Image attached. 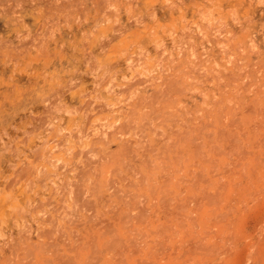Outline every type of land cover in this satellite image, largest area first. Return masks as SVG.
<instances>
[{
    "label": "rangeland",
    "instance_id": "obj_1",
    "mask_svg": "<svg viewBox=\"0 0 264 264\" xmlns=\"http://www.w3.org/2000/svg\"><path fill=\"white\" fill-rule=\"evenodd\" d=\"M152 1L0 0V264H264V0Z\"/></svg>",
    "mask_w": 264,
    "mask_h": 264
},
{
    "label": "bare ground",
    "instance_id": "obj_2",
    "mask_svg": "<svg viewBox=\"0 0 264 264\" xmlns=\"http://www.w3.org/2000/svg\"><path fill=\"white\" fill-rule=\"evenodd\" d=\"M154 1H156V0H154ZM154 1H152V2H154ZM208 1H209V0H208ZM220 1L223 2V0H220ZM226 1H228V0H226ZM224 2H225V1H224ZM171 3H172V2H171ZM171 3H170V4L168 3V4L171 5ZM169 5H168V6H169ZM173 5H174V3H173ZM151 10H152V9H151ZM179 11H180V10H179ZM149 12H150V10H149ZM172 12H173V11H172ZM198 12H199V10H198ZM131 14H132V13H131ZM180 14L182 15V11L180 12ZM180 14H179V15H180ZM151 15H152V14H151ZM184 16H185V15H184ZM230 16H231V15H230ZM107 17H108V16H107ZM149 17H151V16H149ZM179 17H180V16H179ZM182 17H183V15H182ZM182 17H180V18H182ZM129 18H132V19H133V17H132L131 15H130ZM232 18H233V17H232ZM136 19H139V18H136ZM151 19H152V18H151ZM108 20H109V18H108ZM235 20H237V18H236ZM137 21H138V20H136V22H137ZM141 21L143 22V20H141ZM155 21H156V20H155ZM155 21H154V22H155ZM184 21H185V20H184ZM216 21H217V20H216ZM142 22H140V23H142ZM156 22H157V21H156ZM181 22H183V19H182ZM137 23H138V22H137ZM140 23H139V24H140ZM183 23H184V24H183V27H184L186 21L183 22ZM206 23H207V22H206ZM171 24H172V23H171ZM188 25H189V24H186V27H187ZM220 25H221V24H220ZM223 25H224V24H223ZM181 26H182V25H181ZM181 26H180V28H179L180 31H181V29H182ZM186 27H185V28H186ZM222 27H224V26H222ZM144 29H146L145 26H144ZM160 29H162V28H160ZM174 30H175V28H174ZM184 30H185V29H184ZM187 30H188V29H187ZM199 30H200V29H199ZM214 30H215V29H214ZM241 30H242V29H241ZM241 30H240V31H241ZM243 30H244V28H243ZM146 31L149 32L150 30L147 29ZM195 31H196V29H195ZM197 31H198V30H197ZM175 32H176V31H175ZM189 32L193 33L192 31H189ZM149 33H150V32H149ZM166 33H167V32H166ZM201 33H202V32H201ZM213 33H214V31H213ZM222 33H223V32H222ZM182 34H183V33H182ZM185 34L187 35V32H186V33L184 32L183 35H185ZM189 34H190V33H189ZM189 34H188V36L185 35V38H186V37L189 38ZM202 34H203V33H202ZM147 35L149 36L150 34H147ZM151 35H154V34H152V32H151ZM171 35H173V34H171ZM183 35H182V36H183ZM192 35H193V34H192ZM212 35H213V34H212ZM243 35H244V34H243ZM174 36H175V35H174ZM180 36H181V35H180ZM194 36L197 37L196 35H194ZM215 36H216V35H215ZM230 36H231V35H230ZM149 37H150V36H149ZM153 37H155V36H153ZM192 37H193V36H192ZM198 37H199V36H198ZM207 37H208V36H207ZM207 37H206V38H207ZM244 37H245V36H244ZM244 37H242V38H244ZM156 38H157V37H156ZM168 38H169V37H168ZM183 38H184V37H183ZM190 38H191V37H190ZM227 38H228V37H227ZM139 39H140V38H139ZM154 39H155V38H154ZM154 39H153V40H154ZM174 39H175V38H174ZM140 40H141V39H140ZM158 40H159V39H158ZM187 40H188V39H187ZM242 40H245V39H242ZM150 41H151V40H150ZM220 41H221V40H220ZM224 41H225V40H224ZM228 41H230V40H227V42H228ZM238 41H239V39H238ZM137 42H138V41H137ZM152 42H153V41H152ZM160 42H161V41H160ZM181 42H182V41H181ZM252 42H253V41H252ZM158 43H159V42H158ZM184 43H185V42H184ZM189 43H190V42H189ZM238 43H239V42H238ZM174 44H175V43H174ZM180 44H181V43H180ZM186 44H187V43H186ZM222 44H223V43H222ZM225 44H226V43H225ZM232 44H233V42H232ZM232 44H231V45H232ZM254 44H255V43H254ZM254 44H253V45H254ZM177 45H178V44H177ZM226 45H228V44H226ZM231 45H229V46L232 47ZM242 46H243V45H242ZM242 46H240V47H242ZM163 47H164V46H163ZM187 47L189 48V45H188ZM187 47H186V48H187ZM191 47H192V46H191ZM235 47H236V45H235ZM235 47H234V48H235ZM252 47H253V46H252ZM141 48H142V47H141ZM159 48H160V47H159ZM181 48H182V47H181ZM192 48H194V47H192ZM228 48H229V47H228ZM234 48H233V50H234ZM254 48H255V47H254ZM174 49H175V48H174ZM179 49H180V48H179ZM251 49H252V48H251ZM251 49H249V50H251ZM176 50H177V49H176ZM193 50H194V49H193ZM193 50H192V51H193ZM195 50H196V49H195ZM252 50H253V49H252ZM231 51H232V50H231ZM235 51H236V50H235ZM247 51H248V50H247ZM157 52H158V51H157ZM162 52H163V51H162ZM183 52H184V51H183ZM222 52H223V51H222ZM250 52H251V51H250ZM263 52H264V51H263ZM143 53H144V52H143ZM143 53H142V54H143ZM160 53H161V51H160ZM193 53H194V51H193ZM197 53H198V52H197ZM225 53H226V52H225ZM225 53H224V55H226ZM236 53H238V52H236ZM252 53H255V51L252 52ZM178 54H179V53H178ZM182 54L185 55L184 53H182ZM190 54H191V53H190ZM248 54H249V53H248ZM144 55H145V54H144ZM165 55H166V54H165ZM261 55H262V54H261ZM158 56H159V55H158ZM194 56H195V55H194ZM199 56H200V55H198L197 57H199ZM221 56H222V55H221ZM235 56H236V55H235ZM256 56H257V55H256ZM143 57H144V56H143ZM169 57H171V56H169ZM182 57H184V56H182ZM139 58H140V57H139ZM158 58H159V57H158ZM164 58H165V56L163 57V59H164ZM195 58H196V57H195ZM247 58H248V57H247ZM181 59H182V58H181ZM196 59H197V58H196ZM236 59H238V58H236ZM168 60H169V59H168ZM185 60H186V59H185ZM139 61H140V60H139ZM170 61H171V60H170ZM170 61H169V63H172V61H171V62H170ZM174 61H175V60H174ZM195 61H196V60H195ZM201 61H202V60H201ZM151 62H152V61H151ZM192 62H193V61H192ZM199 62H200V61H199ZM235 62H236V61H235ZM141 63H142V62H141ZM141 63H140V64H141ZM152 63H153V62H152ZM173 63H174V62H173ZM226 63H228V62H226ZM226 63H225V64H226ZM229 63H230V62H229ZM129 64H130V63H129ZM146 64H147V63H146ZM162 64H163V63H162ZM162 64H161V65H162ZM253 64H254V63H253ZM150 65H151V64H150ZM153 65H154V64H153ZM177 65H178V63H177ZM179 65H180V64H179ZM132 66H133V65H132ZM135 66H136V65H135ZM159 66H160V65H159ZM171 66H172V65H171ZM238 66H240V65H238ZM136 67H139V66H136ZM147 67H149V65H148ZM168 67H169V66H168ZM173 67H174V65H173ZM178 67H179V66H178ZM178 67H177V68H178ZM194 67H195V66H194ZM240 67H241V66H240ZM240 67H238V69H239ZM255 67H257V66H255ZM128 68L130 69V67H128ZM156 68H157V67H156ZM159 68H160V67H159ZM183 68H184V67H183ZM185 68H186V67H185ZM191 68H193V67H191ZM196 68H197V67H196ZM231 68H232V67H231ZM231 68H230V69H231ZM259 68H260V67H259ZM108 69H109V68H108ZM181 69H182V68H181ZM188 69H189V68H188ZM200 69H201V68H200ZM200 69H199V70H200ZM141 70H143V69H141ZM161 70H162V69H161ZM169 70H171V69H169ZM182 70H183V69H182ZM185 70H187V69H185ZM236 70H237V69H236ZM228 71H229V69H228ZM135 72H136V71H135ZM137 72H138V71H137ZM147 72H148V71H147ZM158 72H159V71H158ZM171 72H173V71H171ZM182 72H183V74H185L186 71H185V72L182 71ZM188 72H189V70H188ZM203 72H204V71H203ZM230 72H231V70H230ZM257 72H258V71H257ZM257 72H256V74H257ZM160 73H161V72H160ZM166 73H167V72H166ZM169 73H170V72H169ZM178 73H179V72H178ZM186 73H187V72H186ZM197 73H198V72H197ZM200 73H202V72H200ZM235 73H236V72H235ZM242 73H243V72H242ZM242 73H241V74H242ZM259 73H260V71H259ZM109 74H110V73H109ZM143 74H144V73H143ZM172 74H173V73H172ZM224 74H225V73H224ZM228 74H229V73H228ZM236 74H237V73H236ZM238 74H239V73H238ZM111 75H112V74H111ZM139 75H140V74H139ZM144 75H146V74H144ZM147 75H148V74H147ZM151 75H152V74H151ZM197 75H199V74H197ZM203 75H204V74H203ZM203 75H202V77H203ZM252 75H253V74H252ZM135 76H136V75H135ZM135 76H134V78H132V80L135 79ZM167 76H168V75H167ZM170 76H171V75H170ZM206 76H208V75L206 74ZM257 76H258V75H257ZM262 76H263V75H262ZM145 77H146V76H144V78H145ZM150 77H152V76H150ZM171 77H172V76H171ZM182 77H183V76H182ZM189 77H192V76L189 75ZM209 77H211V76H209ZM227 77L229 78L230 76L227 75ZM231 77H234V76H231ZM236 77H238V76H236ZM245 77H246V76H245ZM137 78H139V77L137 76ZM144 78H143V80H144ZM169 78H170V77H169ZM205 78H207V77H205ZM213 78H214V77H213ZM219 78H220V77H219ZM234 78H235V77H234ZM243 78H244V77H243ZM259 78H260V77H259ZM107 79H109L108 76H107L106 80H107ZM110 79H111V78H110ZM148 79H149V78H148ZM155 79H156V78H155ZM165 79H166V78H165ZM165 79H164V80H165ZM191 79H192V78H191ZM209 79H210V78H209ZM209 79H208V80H209ZM215 79H216V77H215ZM263 79H264V77H263ZM137 80L140 81V79H137ZM137 80H136V81H137ZM152 80H154V79H152ZM174 80H175V79H174ZM178 80H180V78H179ZM208 80H207V82H208ZM221 80H222V78H221ZM228 80H229V79H228ZM233 80H236V79H232V83H233ZM238 80L240 81L241 79H238ZM141 81H142V80H141ZM144 81H145V80H144ZM211 81H212V79H211ZM215 81H216V80H215ZM230 81H231V80H230ZM239 81H238V82H239ZM246 81H248V80H245V82H246ZM147 82H148V81H147ZM188 82H189V81H188ZM202 82H203V81H202ZM209 82H210V80H209ZM235 82H236V81H235ZM241 82H242V81H241ZM248 82H249V81H248ZM263 82H264V81H263ZM107 83H108V82H107ZM114 83H115V82H114ZM130 83H131V81H130ZM144 83H145V82H144ZM153 83H154V82H153ZM177 83H178V81L176 82V85H177ZM210 83H211V82H210ZM217 83H218V82H217ZM229 83H230V82H229ZM242 83H244V82H242ZM242 83H241V84H242ZM112 84H113V83H112ZM112 84H110V85L112 86ZM134 84H135V83H134ZM134 84H133V85H134ZM163 84H164V83H163ZM181 84H182V83H181ZM202 84H203V83H202ZM110 85H109V86H110ZM114 85H115V84H114ZM128 85H129V84H128ZM137 85H138V84H137ZM143 85H144V84H143ZM143 85H142V86H143ZM151 85H152V84H151ZM151 85H147V86H151ZM173 85H174V84H173ZM173 85H172V87H175V86H173ZM115 86H116V85H115ZM161 86H162V85H161ZM184 86H185V85H184ZM189 86H191V85L189 84ZM203 86H204V85H203ZM241 86H242V85H241ZM243 86H244V84H243ZM246 86H247V85H246ZM104 87H105V86H104ZM117 87H118V86H117ZM163 87H165V85H164ZM235 87H236V86H235ZM108 88H110V87H108ZM108 88H107V89H108ZM126 88H128V86H127ZM133 88H134V86H133ZM161 88H162V87H161ZM178 88H179V87H178ZM182 88L184 89L185 87H182ZM134 89H135V88H134ZM167 89H169V88H167ZM174 89H175V88H174ZM174 89H173V90H174ZM179 89H180V88H179ZM179 89H178V90H179ZM217 89H219V88L217 87ZM246 89H247V88H246ZM130 90H131V89H130ZM132 90H133V89H132ZM224 90H225V89H224ZM224 90H223V93H224ZM171 91H172V89H171ZM183 91H184V90H183ZM187 91H188V90H187ZM254 91H255V90H254ZM263 91H264V90H262V92H263ZM106 92L108 93L107 90H106ZM163 92H165V91H163ZM199 92H200V91H199ZM225 92H226V91H225ZM160 93H161V92H160ZM176 93H177V92H176ZM179 93H180V91H179ZM181 93H182V89H181ZM248 93H249V92H248ZM255 93H257V92H255ZM132 94H133V92H132ZM165 94H166V93H165ZM170 94L172 95L173 93L170 92ZM183 94H184V92H183ZM200 94H201V93H200ZM225 94H226V93H225ZM239 94H240V93H239ZM160 95H161V94H160ZM167 95H168V93H167ZM204 95H206V94H204ZM222 95H223V94H222ZM231 95H232V94H231ZM256 95H257V94H256ZM133 96H134V95H133ZM164 96H166V95H163V97H164ZM198 96H199V95H198ZM223 96H224V95H223ZM258 96H260V95H258ZM130 97H131V96H130ZM199 97H200V96H199ZM134 98H135V97H134ZM158 98H159V97H158ZM186 98H187V97H186ZM236 98H237V97H236ZM238 98H239V95H238ZM214 99H216V98H214ZM214 99H213V100H214ZM221 100H222V98H221ZM254 100L256 101L257 99H254ZM120 101H121V100H120ZM122 101H123V100H122ZM133 101H134V99H133ZM177 101H178V100H177ZM218 101H219V100H218ZM99 102H100V101H99ZM158 102H159V101H158ZM169 102H170V101H169ZM234 102H235V101H234ZM120 103H121V102H120ZM235 103H236V102H235ZM98 104H99V103H98ZM218 104H219V102H218ZM96 105H97V104H96ZM106 105H107V104H106ZM226 105H227V104H226ZM89 106H90V105H89ZM97 106H98V105H97ZM103 106H104V105H103ZM108 106H109V105H108ZM227 106H228V105H227ZM232 106H233V105H232ZM236 106H237V105H236ZM99 107H100V106H99ZM99 107H97V108L99 109ZM101 107H102V106H101ZM237 107H238V106H237ZM94 108H95V107H94ZM97 108H96V111H97ZM155 108H156V107H155ZM158 108H159V105H158ZM218 108H219V106H218ZM230 108H231V106H230ZM102 109H103V107H102ZM107 109H108V107H107ZM216 109H217V108H216ZM220 109H221V108H220ZM89 110H90V109H89ZM89 110H88V111H89ZM93 110H94V109H93ZM99 110H100L101 113H102V111L105 112L104 110H102V111H101V109H99ZM99 110H98V111H99ZM217 110H218V109H217ZM223 110H224V109H222V111H223ZM94 111H95V110H94ZM96 111H95V112H96ZM106 111H107V110H106ZM222 111H221V113H222ZM229 111H230V110H229ZM219 112H220V110L218 111V114H219ZM247 112H248V111H247ZM253 112H254V111H253ZM260 112H261V111H260ZM93 113H94V112H93ZM101 113H100V114H101ZM95 114H96V113H95ZM103 114H104V113H103ZM164 114H165V113H164ZM170 114H171V113H170ZM165 115H166V114H165ZM190 115H191V114H190ZM210 115L212 116V114H210ZM210 115H208V116H210ZM247 115H248V114H247ZM259 115H260V114H259ZM263 115H264V114H263ZM263 115H261V116H263ZM83 116H84V115H83ZM91 116H92V115H91ZM91 116H88V118L91 117ZM167 116H168V115H167ZM198 116H199V115H198ZM220 116H221V115H220ZM256 116H257V115H256ZM92 117H93V116H92ZM92 117H91V118H92ZM95 117H96V115H95ZM106 117H107V116H106ZM165 117H166V116H165ZM223 117H224V116H223ZM223 117H222V119H223ZM259 117H260V116H259ZM83 118H84V117H83ZM85 118H86V117H85ZM98 118H99V117H98ZM104 118H105V117H104ZM107 118H108V117H107ZM202 118H204V117H202ZM108 119H109V118H108ZM108 119H107V120H108ZM189 119H190V117H189ZM197 119H198V118H197ZM257 119H258V118H257ZM85 120H86V119H85ZM89 120H90V119H89ZM89 120H88V119L86 120L87 123H88ZM166 120H168V119H166ZM202 120H203V119H202ZM210 120H211V119H210ZM210 120H209V122H211ZM224 120H225V119H224ZM93 121H94V120H93ZM128 121H129V120H128ZM162 121H163V120H162ZM259 121H260V120H258V122H259ZM90 122H91V120H90ZM106 122H107V121H106ZM256 122H257V121H256ZM258 122H257V123H258ZM199 123H200V122H199ZM84 124H85V123H84ZM92 124H93V122H92ZM200 124H201V123H200ZM255 124H256V123H255ZM126 125H127V124H126ZM210 125H211V124H210ZM259 125H260V124H259ZM93 126H94V125H93ZM135 126H136V125H135ZM128 127H129V126H128ZM132 127H133V126H132ZM92 128H93V127H92ZM210 128H211V127H210ZM90 129H91V128H90ZM115 130H116V129H115ZM125 132H126V131H125ZM52 133H53V132H52ZM55 133H56V132H55ZM100 134H101V133H100ZM104 134H105V133H104ZM108 134H109V133H108ZM108 134H106V135H108ZM113 134H114V133H113ZM97 136H98V135H97ZM57 137H58V136H57ZM116 137H118V136H116ZM120 137H121V136H120ZM56 139H57V138H56ZM55 145H56V144H55ZM48 148H49V147H48ZM46 151H47V150H46ZM43 154H44V153H43ZM46 156H47V155H46ZM0 193H1V192H0ZM6 193H7V192H6ZM71 193H72V192H71ZM7 194H8V193H7ZM9 194H10V193H9ZM4 195H5V194H4ZM6 198H8V197H6ZM12 199H13V198H12ZM6 200H7V199H6ZM14 203H15V202H14ZM55 209H56V208H55ZM18 211H19V210H18ZM12 212L14 213V211H12ZM16 213H17V211H16ZM20 213H21V212H20ZM15 217H16V216H15ZM12 256H13V255H12ZM14 257H15V256H14ZM10 259H11V258H10Z\"/></svg>",
    "mask_w": 264,
    "mask_h": 264
}]
</instances>
